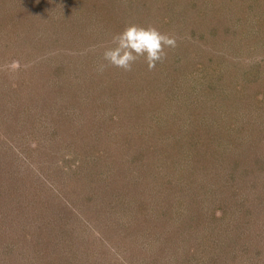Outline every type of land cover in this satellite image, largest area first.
Returning <instances> with one entry per match:
<instances>
[{"label": "rangeland", "instance_id": "obj_1", "mask_svg": "<svg viewBox=\"0 0 264 264\" xmlns=\"http://www.w3.org/2000/svg\"><path fill=\"white\" fill-rule=\"evenodd\" d=\"M132 24L178 47L98 72ZM1 200L0 264H264V0H0Z\"/></svg>", "mask_w": 264, "mask_h": 264}, {"label": "clouds", "instance_id": "obj_2", "mask_svg": "<svg viewBox=\"0 0 264 264\" xmlns=\"http://www.w3.org/2000/svg\"><path fill=\"white\" fill-rule=\"evenodd\" d=\"M111 47H106L97 71L103 72L107 67L119 68L131 72L133 66L143 60L149 71L158 63L167 59L168 49L178 47L177 37L161 32L157 27L149 25H129L121 33L112 37Z\"/></svg>", "mask_w": 264, "mask_h": 264}, {"label": "trees", "instance_id": "obj_3", "mask_svg": "<svg viewBox=\"0 0 264 264\" xmlns=\"http://www.w3.org/2000/svg\"><path fill=\"white\" fill-rule=\"evenodd\" d=\"M72 2H74V0H71ZM61 3H63L62 1H60ZM69 3V2H68ZM57 4H59V2H57ZM78 5V4H77ZM77 5H75L74 4V8H76L77 7ZM77 10V9H76ZM81 12V13H75V17H76V20H78L77 19V17L79 18V17H84L86 14H87V16H90V15H88V11L87 12H83V11H81V10H79L78 9V11L77 12ZM87 31H85V33H86ZM77 34H79V32H77ZM76 34V36L74 35L73 37H72V40H70L72 43H73V46H74V44H76L77 46H78V39H80V44H82V39H84V37L82 38H80V37H78V35ZM85 38H86V34H85ZM89 44H90V42H89ZM88 45V44H87ZM65 69V67H64V65H60V67H59V70H64ZM78 84H80V83H78ZM72 86H73V84H72ZM69 87H71V85H69ZM83 93L85 94L86 93V91H83ZM84 98V97H83ZM85 98H88V96L85 94ZM173 114H175V113H173ZM69 131V130H68ZM190 135H184L183 137H174L173 136V138L174 139H176V140H174V142L175 143H172V147L174 148V149H176V150H180L181 151V149L182 150H186V147L187 146H192L193 144L194 145H197V146H199V145H201L202 144V142H199V140H195V141H193L192 140V137H189ZM177 138H180V139H177ZM185 145H187V146H185ZM185 146V147H184ZM148 147H150V148H154L153 147V145H150V146H148ZM183 147H184V149H183ZM157 151H158V149H157ZM160 157V159H162V155H161V153H159L158 154ZM170 160H171V163H170V168H172V167H174L175 165H176V163H175V157H174V155H173V158L172 157H170ZM76 162V160H74V162L73 163H71V162H69V159H67V157L64 159H62L61 160V163H59L58 165L60 166V167H65L66 169H69V168H71V167H73L74 165V163ZM166 163V162H165ZM58 166V171H60V167ZM57 169V168H56ZM10 178H12L13 179V185H12V188H13V190H10L9 191V197H11V198H16V196H15V191L16 190H18V189H22L21 190V197H22V195L24 196V199H26L27 198V196H26V193H25V190H23V187L18 183V182H22L23 181V179L21 178V180H20V178H19V176L17 175V173H12L11 175H10ZM168 182H171V181H168ZM56 183V182H55ZM8 191V190H7ZM5 193V192H4ZM12 200H14V199H12ZM12 200H10V202H8L9 200H7V203L8 204H11L12 203ZM3 200H1L0 202H2ZM4 202H5V199H4ZM20 202L22 203V201H21V199H20ZM47 204H49L50 206H49V208H46V209H48L47 211H46V213L48 214V215H52L51 214V212L54 214V210H55V212H57L56 211V209H53V211L51 210V205H52V203H49V201L47 202ZM14 205V204H13ZM18 205H20V203H17L16 202V205L15 206H18ZM41 207L43 208L44 207V203H42L41 204ZM45 208V207H44ZM52 208H54V207H52ZM39 209V210H38ZM173 210V209H172ZM26 211V210H25ZM25 211H23V213H24V217L25 218H27V219H29V217L31 216L33 219H36L37 220V218L40 216V211H41V208H37L36 210H34V209H32L31 211L32 212H25ZM37 214H39V216H37ZM56 215H58L57 213H56ZM35 217V218H34ZM33 219H32V222H33ZM72 226V225H71ZM2 229H6V227L5 226H3L2 227ZM64 229V228H63ZM64 233L65 235H63V238H65V241H63L62 243H64V248H66V250H64V252L65 253H68L69 251H71V250H73L74 248V246H73V241H70V236H72V234L70 233V232H67V233H65L66 232V230H65V232L61 229V233ZM59 233V232H58ZM27 235H28V233H27ZM26 235V236H27ZM60 235V234H59ZM57 237V236H56ZM2 238V234H0V239ZM10 246H11V244H10ZM55 248H58V247H56V246H54ZM68 249V250H67Z\"/></svg>", "mask_w": 264, "mask_h": 264}]
</instances>
